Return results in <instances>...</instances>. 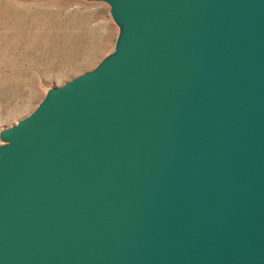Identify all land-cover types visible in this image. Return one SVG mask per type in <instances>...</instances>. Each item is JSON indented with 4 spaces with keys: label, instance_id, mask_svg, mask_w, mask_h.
Segmentation results:
<instances>
[{
    "label": "water",
    "instance_id": "obj_1",
    "mask_svg": "<svg viewBox=\"0 0 264 264\" xmlns=\"http://www.w3.org/2000/svg\"><path fill=\"white\" fill-rule=\"evenodd\" d=\"M111 55L0 138V264H264V0H104Z\"/></svg>",
    "mask_w": 264,
    "mask_h": 264
},
{
    "label": "rangeland",
    "instance_id": "obj_2",
    "mask_svg": "<svg viewBox=\"0 0 264 264\" xmlns=\"http://www.w3.org/2000/svg\"><path fill=\"white\" fill-rule=\"evenodd\" d=\"M121 28L104 0H0V136L111 55Z\"/></svg>",
    "mask_w": 264,
    "mask_h": 264
}]
</instances>
